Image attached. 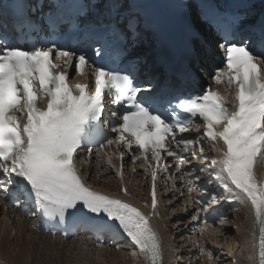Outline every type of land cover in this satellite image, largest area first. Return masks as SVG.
<instances>
[{
    "label": "snow or ice",
    "instance_id": "obj_1",
    "mask_svg": "<svg viewBox=\"0 0 264 264\" xmlns=\"http://www.w3.org/2000/svg\"><path fill=\"white\" fill-rule=\"evenodd\" d=\"M135 4V0H111V19L101 25L121 38L128 56L136 54L134 49L129 51L130 45L147 38ZM96 6H101L99 0ZM182 7L192 36L186 72L195 79L200 56L206 51L197 46L203 27L200 18H218L221 12L197 0H186ZM253 7L230 15L224 43L218 45L224 67L212 70L211 83L196 94L173 98L167 97L172 88L167 81L154 85L149 79L138 84L136 64L130 63L125 70L106 63L97 66L89 52L102 57V48L74 50L55 40L23 47L6 34L0 36V198H7L12 206L25 205L29 214H39L41 224L34 223V228L42 226L55 235L53 229L67 232L69 227L86 225L97 240L104 233L126 238L133 246L131 256L143 257L145 264H164L161 238L151 223V217L159 215L157 169L169 171L163 165L165 155L176 162V173H182V165L190 160H202L205 163L188 172L184 181L189 198L198 205L192 219L198 220L201 214L207 218L221 200L247 205L252 215L251 239L245 240L251 249L247 259L264 264V179L256 175L257 166L264 165V13L255 18L258 43L243 35L237 38L238 33L255 29L256 23H248L254 20ZM20 24L25 21L21 19ZM72 71L83 82L69 83ZM220 86L232 96L231 103L220 93ZM193 130L196 138L190 139L186 134ZM205 143L210 144L209 151ZM93 145H98L95 155L104 157L112 168L116 166L106 148L123 145L141 153L132 159H143L151 177L148 214L87 183L88 175L77 167V158L86 148L90 159ZM124 155L120 152L118 157L121 181ZM202 176L203 187L198 189L196 182ZM212 184L222 191L208 193L207 186ZM120 190L130 195L126 186ZM197 190L203 192L199 197L192 195ZM200 251L213 259L211 252Z\"/></svg>",
    "mask_w": 264,
    "mask_h": 264
},
{
    "label": "bare ground",
    "instance_id": "obj_2",
    "mask_svg": "<svg viewBox=\"0 0 264 264\" xmlns=\"http://www.w3.org/2000/svg\"><path fill=\"white\" fill-rule=\"evenodd\" d=\"M104 151L113 156L115 168L95 153L90 159L85 153L77 158L78 167H83V174L88 175L87 181L101 191L128 199L150 212L151 177L144 170V163L131 166L125 161L121 181L117 174L120 163L116 151ZM172 174L171 169L159 174V215L153 216L164 240L165 264H234V261L251 264L247 259L249 249L245 242L246 238H251V221L247 211L240 207L232 211L221 226L202 232L199 222L192 219L195 207L191 206L185 189L181 187V176L172 177ZM122 185L128 188L129 196L121 192ZM145 202L149 207H145ZM34 223L37 224V221L33 217L21 215L0 201V264H39L41 255L53 258L58 253L68 257V264L143 263L142 257L131 256L133 246L125 243L119 244L117 249L110 244L95 245L84 235L63 239L34 228ZM201 248L212 253L211 261L206 254L202 255ZM92 250L101 252L93 256Z\"/></svg>",
    "mask_w": 264,
    "mask_h": 264
},
{
    "label": "rangeland",
    "instance_id": "obj_3",
    "mask_svg": "<svg viewBox=\"0 0 264 264\" xmlns=\"http://www.w3.org/2000/svg\"><path fill=\"white\" fill-rule=\"evenodd\" d=\"M116 248L113 249V251H115ZM93 253L92 255L95 256L96 253H100L101 250H98V251H95V250H92ZM49 257L45 256V257H42V255L40 256L39 258V264H68V257L62 253H58L55 257L53 258H49Z\"/></svg>",
    "mask_w": 264,
    "mask_h": 264
}]
</instances>
